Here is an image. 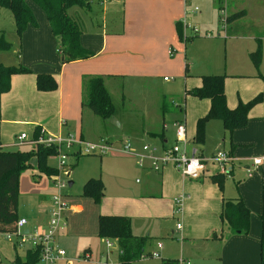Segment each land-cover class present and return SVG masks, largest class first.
Listing matches in <instances>:
<instances>
[{"label":"rangeland","instance_id":"rangeland-1","mask_svg":"<svg viewBox=\"0 0 264 264\" xmlns=\"http://www.w3.org/2000/svg\"><path fill=\"white\" fill-rule=\"evenodd\" d=\"M108 2V0L103 2L102 0L92 1L91 3H96L91 5L93 12L75 6V8H70L68 13L73 14V10H76L79 14H76L77 19H75L78 21L80 12H83L81 14L86 17L88 23L92 22L95 26L102 25L98 9L102 5L108 4ZM113 2H116V0L112 1L111 4ZM195 6L197 10L193 11ZM94 10H97L99 14ZM237 10H245V14L240 20L235 21V24L231 23L229 25L228 23L227 25L222 22V19L229 14L228 12ZM184 21L197 29V32H194L192 27L183 28L182 26L183 34L187 36L186 39L180 37L185 47V58L182 60L183 70L186 73L185 84L183 76H176L168 71L159 78L149 79L150 81L138 78L139 82L131 84L129 82L131 87L124 91L120 89L122 87H120L118 81L110 82L108 86L109 94L115 105L116 113L122 112V115H125L130 124L133 126L140 125L141 127L142 124H152L151 126H154L157 121H160V126L163 125L164 128V137L172 142L175 138V124L179 115L175 112H165L162 117L159 114L160 110L158 113L159 96L163 93L168 97H172L174 104L181 102V106L185 108L182 117L185 119V141H188V149L197 148L200 157L205 160L216 150L231 152L235 158L233 162L226 164L225 171L221 174V189L216 182L212 181L211 184L217 191V201L221 197L242 198L245 206L250 211V226L247 234L235 235L237 237L231 235L224 240L221 246V257H216L215 240L212 243L200 241L182 247L181 237L192 239L205 237L201 236L200 233H204L206 224L214 223L220 230L219 211L213 217L208 216V208L206 206L201 208L200 201L199 204H191V209L186 211L185 219H182L178 214L160 219L157 223L158 229L151 234L154 238L144 248L146 252L159 253L160 256H142L140 259L132 261L131 264H160L161 259H172L177 264H259L261 239L264 243V201L261 196V165L250 177H247L245 168L250 164L252 158L264 155V122L261 117H252L262 115V106L260 104L255 105L248 113L246 124L236 128L231 135L224 131L220 120H208L204 128L203 142L197 144L192 142L195 135V119L207 110V100L193 97L187 90L195 85L193 83L200 84L201 78L199 75L214 74L225 77L224 90L226 101L230 105H234L238 97L246 100L252 98L261 90L262 81L258 76V72H264V0H190L186 7ZM78 22L80 25L82 24L80 20ZM81 27H83V24ZM0 32L6 36L9 42L17 46L13 16L11 11L4 7L0 9ZM257 48L262 49V57L260 63L255 65L250 53ZM164 76L168 78V81L164 80ZM104 77H109V75ZM180 104L178 103L177 106ZM86 110L84 127L92 136L103 135L112 139L114 132H120L115 128L111 119H102L94 115L88 108ZM182 122L184 123V120ZM249 122L255 124L248 128ZM150 130L155 131V128L152 127ZM23 133L25 134V132ZM121 136L123 137L121 144L129 141V138L125 137L124 134H121ZM143 141L157 143L158 139H152L148 136ZM129 142L133 148L136 146L133 142ZM137 145H140V143ZM19 146L21 148L22 145ZM189 150H187L188 153ZM116 155H119V153L80 154L78 157L70 154L66 158V167L58 175V178L66 184L61 190L63 194L61 203L66 205L63 209L65 223L63 228H65L66 235L63 232H60V234L65 235V240L71 243L66 241V245H62L66 254L64 260L67 261L64 264H115L117 260L116 240L107 238L112 243L110 247H107L105 239L99 238L97 235L98 212H96V208L98 205L92 198L84 196L82 193L83 184L91 177L100 179L104 192L105 184L110 183V179L115 177V170L112 168H115V165L112 162L110 163V158L116 159L112 161L118 162V159L115 158ZM136 161V158L132 160L134 166H130V170H127L123 175L125 189L132 190L136 187L135 180L139 177L136 172L132 171L135 166H138ZM47 164L56 167L57 157L49 156ZM31 166V168L22 170L19 174L17 205V216L24 215L30 221L44 207L50 206L51 208L53 204L52 202L49 204L48 197L57 194L51 186V178L44 174L36 175V165L32 164ZM229 167H231V170H229ZM207 169L206 177L212 174H220L215 163H209ZM67 172L69 173L67 174ZM186 179L187 182L192 183L189 190L193 194L195 193L196 196L206 195V190L202 187L205 184V178L202 180ZM68 181L72 182L70 186ZM36 192H41L46 201L40 203ZM206 203L208 206L211 204L210 201ZM71 205H80L82 210L80 213H74ZM173 209L176 208L173 206ZM91 212H93L92 220L90 219ZM177 223L183 226L184 232L195 234V236L184 235L182 230L175 231ZM4 233L0 232V264H12L15 255L24 256L27 246H13L10 241L5 239ZM210 234H206V236ZM157 241L161 242L159 248L156 246ZM87 251L89 255L86 254ZM58 264L63 263L59 262Z\"/></svg>","mask_w":264,"mask_h":264},{"label":"crops","instance_id":"crops-1","mask_svg":"<svg viewBox=\"0 0 264 264\" xmlns=\"http://www.w3.org/2000/svg\"><path fill=\"white\" fill-rule=\"evenodd\" d=\"M103 1L104 0H102V2ZM108 1V4L102 5L98 9L100 14L97 10H94L100 15L102 25L98 24L95 26L92 22L88 23L86 17L82 15L83 12H80L78 19L83 24V27L85 26L84 29L82 27L80 44L90 50L93 55L86 59L68 63L60 62L58 53L56 52L55 39L50 32L44 12L33 2L28 3L36 18V26L27 25L22 35L20 37L17 35V46L10 42L11 48L9 50L0 51V63L5 65L20 64L29 70L28 73L12 75L10 78V89L0 96V144L3 149L15 150L19 148L22 151L32 149L33 147L28 145H22L20 148V146L16 145L15 139L23 132H25L27 138L34 137L35 127H38L40 130L38 136L41 135V133L43 135L61 137L72 135L85 142H97L100 138L106 137L103 135L94 137L86 130V127H84V117L87 110L82 106V80L86 75H101L104 78L108 93L110 82L113 83L118 81L120 87H122L120 89L124 91L131 87L129 86V82L130 84L139 82L140 80L138 78H143L142 80L145 81L152 78H159L168 71H171L170 73L176 76H183L184 84L186 83V73L183 70L182 62L185 58V47L183 46L184 43L181 38L183 33L182 21L186 16V7L190 0H121V2L120 0H116V2L112 4L111 2L115 0ZM91 2L89 11L93 12L91 5L96 3ZM95 8L97 7L95 6ZM240 11L245 10L231 11L228 12V15ZM76 14V10H73V14L69 15L76 18ZM241 17L229 22V25L231 23L235 24V21H238V19L240 20ZM107 19L110 22L109 24ZM111 21H113V23H111ZM87 25H90V27ZM8 52L10 53L8 54ZM38 73L50 74L56 81V88L50 91L38 90L36 88V74ZM108 75L109 77H104ZM201 76L202 75H199V77ZM165 77L166 76L163 78ZM165 81H168V78ZM193 84L195 85L189 89L200 85L199 83ZM171 98L172 97H168L161 93L159 96L160 106L158 108V113L160 110L159 114L162 117L165 112L177 113L179 116L176 122L184 120L186 138L185 119L182 117L185 108L181 106V102H178L180 104L179 106H177L178 103L174 104ZM250 98L242 100L238 97L237 101H247ZM205 100H207L208 110L209 101L208 99ZM236 103L234 105L227 103V106L233 108ZM207 110L203 115H205ZM262 111L263 113L261 116H251L253 118L261 117L264 122L263 106ZM203 115L196 117L195 123L197 118ZM113 117L116 118L120 124V127L115 126V128L120 132H125H114V137L112 139L106 137L113 144H121L123 141L121 134H124L125 137L129 138V141L136 145H134L137 148L134 147L136 151H138L144 143L154 145L160 150H163L176 142V135L173 142L168 141L164 137V128L163 125L160 126V121H157L154 126H151L152 124H142L141 127L140 125L133 126L130 124L125 115H122V112L115 113ZM253 124L255 123L249 122L248 128ZM152 127L155 128V131L150 130ZM148 136L152 137V139L157 138V143L143 141L144 138ZM139 143L140 145H137ZM179 144L182 145L181 143ZM185 147L189 150L188 141H186ZM193 150L196 155L200 156L198 149L195 147H192L189 151L191 152ZM214 152L211 153V156ZM70 154L75 157L80 155V153L77 152V147H72L69 155ZM116 156L115 158L118 159V162H114L112 160L116 159L110 158V163L112 162V164L115 165V168L112 167L115 170V177L110 179V183L105 184L103 196L97 204L96 212H98V216L114 215L128 217L130 220V232L136 236H148L149 239L147 243H150L154 238L151 234L158 229L157 223H159L158 221L160 219L170 217L173 214H178L182 219H185L186 211L191 209V204H199L200 201L201 208L206 206L209 210L207 215L213 217L214 214H218V211L220 213L222 198H235L221 197L220 200L217 201V191L211 184V175L206 177V173L208 172L207 167L209 163H213L209 161L206 162L200 178L196 179L202 180L205 178V182L203 181L205 184H203L202 187L205 188L206 195L196 196L195 193L193 194L189 190L192 187V183L187 182V177L179 174L177 169L171 164L155 172L148 167V162L145 163L146 165L144 167L135 166V168L132 169L139 177L135 180L136 187L132 190L125 189L123 175L127 170H130V166H134L132 160L135 157L122 153ZM233 160H235V158L232 156L231 162H233ZM251 160L250 164L245 168L247 177L252 176L253 172L257 169V167L252 166ZM231 162H229V164ZM30 163L31 165H36L34 157L30 159ZM215 165L218 167L220 174H222L223 172L220 170L219 165L216 163ZM231 167H229V170H231ZM248 169L250 171L249 173L247 172ZM68 173L69 172H67V174ZM260 179L261 196L264 201L261 172ZM178 193L182 195V203L180 209L176 210L173 209V206L176 208L174 197L176 195L178 196ZM36 195L40 203L46 201L45 196H43L41 192H36ZM107 198L110 200H107ZM50 200L51 197H48L49 204L51 202ZM207 201L211 202L210 206L206 203ZM49 208L50 206L47 208L44 207V209L37 212L32 221L24 215L18 217L25 218L27 221L23 230L31 231L34 228L40 230L45 229ZM71 209H73L72 212L74 213H80L82 207L80 205H71ZM205 211L207 212V210ZM92 216L93 212L90 213L91 220L93 218ZM219 224L220 230H218V226L214 225V223L206 224L204 226V233H200L202 234L201 236L205 237L196 239L181 237L182 247L187 244H196V242L198 243L200 241L212 243V241L215 240L216 257H221V246L224 240L231 235L222 239L212 238L213 233L217 236L221 232L220 220ZM212 228L215 229L216 232ZM181 230L184 235L190 237L195 236V234L184 232L183 226L177 223L175 231ZM210 230L213 231L211 232ZM60 232L66 235L65 228L62 227L55 235V242L64 249L62 245L65 246L68 240H65L66 236L61 235ZM206 234L210 235L206 236ZM235 235L240 234H233L232 237H237ZM11 243L13 244V242ZM68 243L70 242L68 241ZM158 243H160L161 246L160 241L156 242V246ZM13 246L15 245L13 244ZM145 253L151 252H146L144 249V254ZM86 254L89 255V252ZM158 256H160L159 253ZM59 262L64 264L67 261L62 260ZM115 263H117V260Z\"/></svg>","mask_w":264,"mask_h":264},{"label":"trees","instance_id":"trees-1","mask_svg":"<svg viewBox=\"0 0 264 264\" xmlns=\"http://www.w3.org/2000/svg\"><path fill=\"white\" fill-rule=\"evenodd\" d=\"M29 2H33L44 12L50 32L55 39L56 52L61 63L86 59L93 55L90 50L80 44L82 33L80 23L67 13L68 9L75 6L89 11L91 0H0V9L4 7L11 11L15 32L19 37L27 25L36 26L37 24L36 18L29 7ZM244 13L245 11H240L227 15V24L233 21L232 19L243 16ZM10 48L11 43L0 32V51H7ZM250 57L253 63L258 65L261 61L262 49L257 48L250 53ZM28 72L29 70L20 64L5 65L0 63V96L10 89L12 75ZM258 76L262 81V90L247 101L238 100L233 108L228 107L226 103L225 77L223 75H202L200 85L187 90L191 96L198 99H208L209 101V107L205 115L196 120L194 143L200 144L203 142L204 128L206 122L210 119L220 120L224 131L231 135L236 128L246 124L248 113L256 104H261L264 110V72H258ZM56 86V81L50 74H36V88L38 90L50 91L54 90ZM82 86L83 107L88 108L94 115L105 120L115 115V105L101 75L84 76ZM35 129L34 137H37L40 130L38 127H35ZM108 141L112 143L110 140ZM55 153L54 147L43 144H37L32 149L24 151L19 148L15 150L0 148V232L12 231L18 219V177L20 172L32 167L30 159L34 157L37 167L35 174H44L51 179L54 178L58 174V170L47 164V158ZM228 154L232 155L231 152H228ZM260 172L264 197V161L261 164ZM210 179L216 182L221 189V174L211 175ZM82 193L98 204L103 196L100 179H88L83 184ZM219 220L221 232L217 236L213 233L212 238L222 239L233 234H247L250 226V211L240 197L222 198ZM97 235L100 238L116 240L118 257L115 264H131L132 261L138 260L142 256H153L152 252L144 254V248L149 237L133 235L130 232L128 217L99 215ZM38 257V249L29 248L25 250L23 257L15 255L12 264H36ZM173 263L177 264L172 259H161L160 262V264ZM259 264H264V243L262 239L260 241Z\"/></svg>","mask_w":264,"mask_h":264},{"label":"built area","instance_id":"built-area-1","mask_svg":"<svg viewBox=\"0 0 264 264\" xmlns=\"http://www.w3.org/2000/svg\"><path fill=\"white\" fill-rule=\"evenodd\" d=\"M197 7L193 8L196 11ZM226 17L222 19V22L226 23ZM183 28L189 27L197 32L194 26H191L186 21H182ZM186 39V35L182 33V38ZM167 78L165 77L164 80ZM176 142L170 147L160 150L158 147L144 143L140 149L136 151L131 143L127 141L122 144L110 143L107 138L102 137L97 142H85L72 135L66 137L54 136V135H39L38 137L27 138L24 133L19 134L16 137V145H28L34 147L37 144H43L45 146H52L55 148L56 153L53 156L57 157L58 174L52 178V188L56 190L57 194L51 196V202L53 206L48 211V220L46 228L43 230L34 228L31 231H24L26 224L25 218H18L14 224V229L4 233L6 240L13 242L15 246H27L29 248H37L39 251V257L36 264H57L59 261L64 260L65 250L55 242V235L64 227L63 209L65 204L61 203L62 193L61 190L65 187V182L58 178L61 170L66 167V158L70 153L72 147H77V152L80 154H95V153H108L116 152L122 154L132 155L137 159V164L140 167H144L148 162V167L157 172L166 165H172L177 171L184 177L190 179H199L201 172L205 167L206 162H213L219 165L222 172L225 171L226 164L232 161V156L226 151H216L208 159H202L196 155L195 151L188 153L185 144V128L182 121L175 124ZM181 143L182 145H180ZM0 148L2 145L0 144ZM264 161L263 157L252 158L251 163L253 167L260 166ZM249 173V169L247 170ZM182 203V195H178L174 198V204L176 210L180 209ZM105 244L110 247L112 243L105 239ZM160 247V243L157 244ZM152 255L157 257L158 253Z\"/></svg>","mask_w":264,"mask_h":264},{"label":"water","instance_id":"water-1","mask_svg":"<svg viewBox=\"0 0 264 264\" xmlns=\"http://www.w3.org/2000/svg\"><path fill=\"white\" fill-rule=\"evenodd\" d=\"M111 121H112V123L115 125V126H117V127H120V124L118 123V121L116 120V118H114V117H112L111 118ZM71 181H68V185L70 186L71 185Z\"/></svg>","mask_w":264,"mask_h":264}]
</instances>
